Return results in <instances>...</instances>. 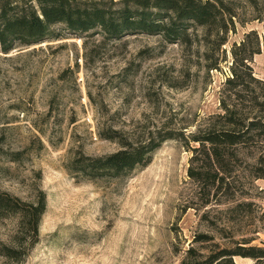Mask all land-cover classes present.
I'll return each mask as SVG.
<instances>
[{"label": "rangeland", "instance_id": "1", "mask_svg": "<svg viewBox=\"0 0 264 264\" xmlns=\"http://www.w3.org/2000/svg\"><path fill=\"white\" fill-rule=\"evenodd\" d=\"M236 2L242 18L254 15L245 0ZM252 30L261 39L251 63L259 82L231 86L232 46ZM55 31L59 39L0 53V190L27 203L46 198L27 254V242L16 238L17 217L0 219V250L19 255H0V264H182L190 249L204 259L245 241L264 247V139L256 131L226 149L222 164L210 145L181 137L126 175L87 179L72 169L76 159L119 151V140L144 142L159 130L187 138L219 131L223 101L250 120L264 116L254 103H264L263 25H237L212 59L200 28L191 30L192 44ZM217 59L218 69L208 70ZM191 171L217 183L208 186Z\"/></svg>", "mask_w": 264, "mask_h": 264}, {"label": "trees", "instance_id": "2", "mask_svg": "<svg viewBox=\"0 0 264 264\" xmlns=\"http://www.w3.org/2000/svg\"><path fill=\"white\" fill-rule=\"evenodd\" d=\"M245 3L254 13L249 19L240 16L236 0H0V53L9 54L20 47L59 39L61 34L56 33V26H63L74 37L99 33L108 40H121L129 35L146 34L161 36L169 44L194 43L193 37L197 33L191 30L200 28L202 41L208 49L206 55L212 59L213 55L210 54L220 53L229 43L230 34L237 33V25L257 21L264 30V3L260 0H245ZM231 52L233 78L228 80V84L241 87L245 84V78L259 82L253 76L251 66L254 57L261 54L258 31L245 34L240 44H233ZM218 61L207 64L206 68L218 69ZM234 95L240 97L238 92ZM257 101L254 98L256 106H264V103ZM222 109L225 111L221 116L224 127L219 131L209 129L203 134H190L187 138L181 131L159 130L150 133L144 142L119 140V151L102 157L76 159L72 169L76 175L87 179L126 175L137 167L148 165L163 143L181 137L202 147L210 145L211 156L222 164L227 153L225 150L246 143L251 132L256 131V137L264 139V116L257 114L250 120L225 101L222 102ZM262 111L260 109L259 113ZM258 178H264V174ZM196 179L208 186L217 183L210 174ZM45 212L46 198L43 193L37 202L27 203L0 190V219L17 217L16 238L21 235L20 243L25 245L27 242L23 250L25 254L38 241ZM0 255L9 261L19 259L17 249L8 246L0 250ZM197 256L194 249L188 250L182 264H236L235 257L250 258L254 264H264V247L251 246V241H245L234 250L224 249L204 259Z\"/></svg>", "mask_w": 264, "mask_h": 264}, {"label": "crops", "instance_id": "3", "mask_svg": "<svg viewBox=\"0 0 264 264\" xmlns=\"http://www.w3.org/2000/svg\"><path fill=\"white\" fill-rule=\"evenodd\" d=\"M234 261L236 264H254L255 262L250 258L235 257Z\"/></svg>", "mask_w": 264, "mask_h": 264}]
</instances>
